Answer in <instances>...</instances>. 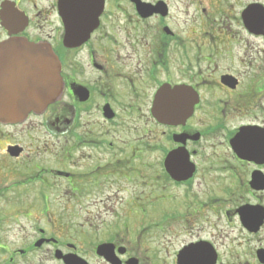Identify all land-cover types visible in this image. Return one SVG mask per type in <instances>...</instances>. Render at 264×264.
I'll return each instance as SVG.
<instances>
[{"label": "flooded vegetation", "instance_id": "flooded-vegetation-1", "mask_svg": "<svg viewBox=\"0 0 264 264\" xmlns=\"http://www.w3.org/2000/svg\"><path fill=\"white\" fill-rule=\"evenodd\" d=\"M263 22L264 0H0V101L50 82L24 78L25 42L62 82L0 121V264H141L135 244L172 219L189 237L172 257L211 246L219 263L221 218L255 242L228 256L262 264Z\"/></svg>", "mask_w": 264, "mask_h": 264}, {"label": "water", "instance_id": "water-1", "mask_svg": "<svg viewBox=\"0 0 264 264\" xmlns=\"http://www.w3.org/2000/svg\"><path fill=\"white\" fill-rule=\"evenodd\" d=\"M89 15L88 18L95 16ZM21 47L23 51L19 53L31 52L32 55H38V64L34 66L36 69L31 67L28 69V73L24 75V78H37L40 80H49L50 82H9L13 86L17 87H30L33 88L34 92L32 96L25 93L17 95L16 99L13 100H1L0 101V120L3 121H15L24 117V115L30 111H40L46 107L50 102L55 101L62 91V83L60 82V65L56 57L54 59L42 58L45 54L43 47L37 44H29L27 42L22 43ZM33 66V65H32ZM18 75L20 69L16 70ZM27 70L25 69V72ZM24 72V73H25ZM18 77V76H14ZM8 85V84H7ZM48 90V91H47ZM258 225V224H256ZM255 225V226H256ZM252 226H250L251 228ZM252 229V228H251ZM106 255H110L108 248H102ZM258 259L264 263V250L258 251ZM112 264H117L114 258H110ZM216 253L214 249L209 246L201 245H190L185 247L177 257V264H215ZM69 264H86L83 261L75 262L71 261ZM129 264H138L135 259H132Z\"/></svg>", "mask_w": 264, "mask_h": 264}, {"label": "rangeland", "instance_id": "rangeland-1", "mask_svg": "<svg viewBox=\"0 0 264 264\" xmlns=\"http://www.w3.org/2000/svg\"><path fill=\"white\" fill-rule=\"evenodd\" d=\"M219 226L222 229V233H219L218 230H215L214 233V242L216 250L219 253V263L216 264H237L235 263L236 259L230 257L227 254V251L230 246L235 249H238L244 253H249L255 247V242L252 241L250 236H244L241 234L239 227H229L225 225L222 218L219 223ZM165 231H163L166 236L161 238L158 234L150 241V237L147 241L142 240L140 244H135V253L138 256L141 255L142 263L141 264H175V258L172 257V252L179 247L183 241L188 240V236H182L178 228V223L174 219L165 226ZM241 234V235H240ZM227 235V238L225 237ZM249 235V234H248ZM264 237V236H263ZM230 240V242H228ZM150 241V242H149ZM264 243V238H263ZM249 255H246L249 260ZM93 264H104L100 261H92ZM234 262V263H233Z\"/></svg>", "mask_w": 264, "mask_h": 264}]
</instances>
